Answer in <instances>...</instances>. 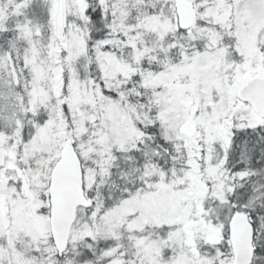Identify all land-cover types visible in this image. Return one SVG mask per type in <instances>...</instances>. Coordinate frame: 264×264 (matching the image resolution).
<instances>
[{
  "label": "snow or ice",
  "instance_id": "1",
  "mask_svg": "<svg viewBox=\"0 0 264 264\" xmlns=\"http://www.w3.org/2000/svg\"><path fill=\"white\" fill-rule=\"evenodd\" d=\"M0 264H264V0H0Z\"/></svg>",
  "mask_w": 264,
  "mask_h": 264
}]
</instances>
